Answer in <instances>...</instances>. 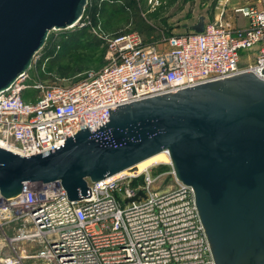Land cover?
Wrapping results in <instances>:
<instances>
[{
  "label": "built area",
  "instance_id": "1",
  "mask_svg": "<svg viewBox=\"0 0 264 264\" xmlns=\"http://www.w3.org/2000/svg\"><path fill=\"white\" fill-rule=\"evenodd\" d=\"M150 1L154 7L161 2ZM233 9L246 24L236 26L221 16L205 20L202 31L163 35L156 42H147L139 31L102 33V25L84 18V12L76 24H91L105 40L108 63L69 84L36 82L32 87L41 92L27 98L24 90L31 86L24 72L0 93L4 147L21 154L47 151L82 128L97 130L109 120V108L243 70L264 78V0ZM243 48L253 52L246 65L241 64ZM152 168L88 179L92 195L81 200L70 201L60 182L28 183L8 198L0 193V230L13 225L12 245L39 247L34 253L15 247V254L0 262L215 264L193 187L177 180L176 186L159 190Z\"/></svg>",
  "mask_w": 264,
  "mask_h": 264
},
{
  "label": "water",
  "instance_id": "2",
  "mask_svg": "<svg viewBox=\"0 0 264 264\" xmlns=\"http://www.w3.org/2000/svg\"><path fill=\"white\" fill-rule=\"evenodd\" d=\"M89 0H0V93L30 67L52 29L81 20ZM202 31L205 15L185 24ZM110 118L47 151L0 145V193L60 182L68 199L168 150L176 179L194 189L215 264H264V78L243 70L110 109ZM139 195H143L140 191ZM139 199L138 195L128 199Z\"/></svg>",
  "mask_w": 264,
  "mask_h": 264
},
{
  "label": "rangeland",
  "instance_id": "3",
  "mask_svg": "<svg viewBox=\"0 0 264 264\" xmlns=\"http://www.w3.org/2000/svg\"><path fill=\"white\" fill-rule=\"evenodd\" d=\"M259 0H176L157 20V34L160 36H169L171 34L184 33L188 29L185 24H193L197 22L200 15H205V20L216 19L221 16H231L235 21L241 25L245 24L247 18L235 12L234 6L246 4L250 2H257ZM142 11L152 10L154 1L146 0L142 2ZM145 14V13H144ZM86 18V13L84 14ZM102 22V33L115 34L118 32H131L138 31L134 28L131 19L115 14L111 17L100 18ZM105 24V26L103 25ZM89 30L93 32L92 25L86 24ZM84 27L76 24L71 28ZM69 29V28H66ZM66 29H52L48 35L47 42L52 41L51 50L59 52L62 57L58 64L53 65L50 59L44 57V48H41L35 55L30 67L26 70L25 82L30 85L29 89L33 95L36 96L41 92L40 88L32 87L36 82H42L45 85L55 84H69L79 79L88 76L91 70L98 69L108 63V48L106 42L100 44H88L85 40L84 45L79 48H68L67 45L59 44L63 34H67ZM140 32V31H139ZM94 33V32H93ZM96 34V33H95ZM51 36V38H49ZM44 45V46H45ZM252 50L240 49L241 64L246 65L249 60V55H252ZM165 164L168 166L166 169L161 170L160 165ZM153 165V174L157 176L156 186L159 190H166L176 186V176L171 163H161ZM151 168V167H150ZM149 168V169H150ZM13 226V225H12ZM9 226L0 230V260L15 254L14 248L26 250L27 253H34L39 247L28 243H15L12 245L9 238L17 231L14 227ZM2 261V260H1ZM0 264H2L0 262ZM24 264H41L36 260H26Z\"/></svg>",
  "mask_w": 264,
  "mask_h": 264
},
{
  "label": "trees",
  "instance_id": "4",
  "mask_svg": "<svg viewBox=\"0 0 264 264\" xmlns=\"http://www.w3.org/2000/svg\"><path fill=\"white\" fill-rule=\"evenodd\" d=\"M141 1L146 2V0H90L85 13L95 25H102L100 18H109L115 14L126 17L128 20L131 19L134 28L144 35L147 42H156L161 39L160 34H157V20L176 0H161L158 6L146 12L142 11ZM103 25L105 26L104 23ZM65 31L67 34H63L59 44L67 45L68 48L82 47L85 40L91 45H98L104 41L97 34L91 32L88 26L69 28ZM48 41L43 47L44 57L50 59L51 64L56 65L60 62L62 55L51 50L53 43L50 39ZM32 95L29 88L24 90V98ZM167 167L165 164H161L159 168L164 170Z\"/></svg>",
  "mask_w": 264,
  "mask_h": 264
},
{
  "label": "bare ground",
  "instance_id": "5",
  "mask_svg": "<svg viewBox=\"0 0 264 264\" xmlns=\"http://www.w3.org/2000/svg\"><path fill=\"white\" fill-rule=\"evenodd\" d=\"M0 145H3V146L5 145V143L1 139H0ZM161 163H171L170 154L168 150L166 149L149 156V158L139 162L133 168H128L115 175H122V174H129V173H142L143 171L148 170L153 165L161 164Z\"/></svg>",
  "mask_w": 264,
  "mask_h": 264
},
{
  "label": "crops",
  "instance_id": "6",
  "mask_svg": "<svg viewBox=\"0 0 264 264\" xmlns=\"http://www.w3.org/2000/svg\"><path fill=\"white\" fill-rule=\"evenodd\" d=\"M235 20L236 19H233L231 16L229 17V21H230L231 24L236 25V26L239 25ZM246 23H247V20H246ZM241 25H244V24H241Z\"/></svg>",
  "mask_w": 264,
  "mask_h": 264
}]
</instances>
